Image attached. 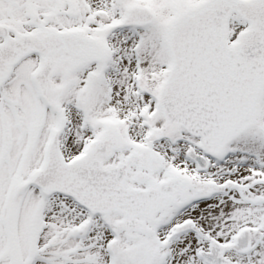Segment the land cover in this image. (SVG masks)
<instances>
[{
  "label": "snow or ice",
  "instance_id": "snow-or-ice-1",
  "mask_svg": "<svg viewBox=\"0 0 264 264\" xmlns=\"http://www.w3.org/2000/svg\"><path fill=\"white\" fill-rule=\"evenodd\" d=\"M0 264H264V0H0Z\"/></svg>",
  "mask_w": 264,
  "mask_h": 264
}]
</instances>
